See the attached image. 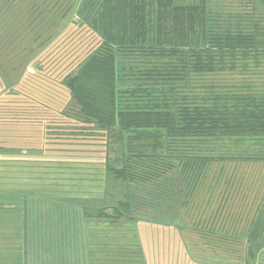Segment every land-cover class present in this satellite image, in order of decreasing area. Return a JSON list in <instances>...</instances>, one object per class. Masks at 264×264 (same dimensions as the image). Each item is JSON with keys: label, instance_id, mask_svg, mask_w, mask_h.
<instances>
[{"label": "trees", "instance_id": "obj_1", "mask_svg": "<svg viewBox=\"0 0 264 264\" xmlns=\"http://www.w3.org/2000/svg\"><path fill=\"white\" fill-rule=\"evenodd\" d=\"M215 1L81 0L78 23L98 45L62 79L70 94L62 113L82 137L105 136V185L123 191L96 218L179 227L174 189L188 188L215 162H264V154L217 150L226 140L264 145V90L219 80L264 65V0H248L244 14ZM231 232L220 239L243 255L229 264H264V200L245 231ZM23 250L20 264H28Z\"/></svg>", "mask_w": 264, "mask_h": 264}, {"label": "rangeland", "instance_id": "obj_2", "mask_svg": "<svg viewBox=\"0 0 264 264\" xmlns=\"http://www.w3.org/2000/svg\"><path fill=\"white\" fill-rule=\"evenodd\" d=\"M71 1L0 0V95L5 96V101L0 102V144L5 149L11 148L12 141L22 150L36 154L44 142L53 140L105 143L103 134L82 137L78 133L79 123L61 113L70 101L62 79L76 70L98 45L96 35L78 23L77 11L81 0L76 4L74 0L75 5L60 18ZM248 2L216 0L214 5L226 13L244 14L251 11ZM219 80L226 85L253 82L264 90V65L249 73L222 75ZM18 93L21 96L19 103ZM46 108L58 112V117H48ZM217 150L223 155L264 154V145L250 140L239 144L226 140ZM201 183L189 205L194 213L184 215L181 223L176 221L178 226L181 225L180 229L164 230L151 221L148 233L140 229L142 240L148 243V264H221L222 259L229 264L243 255V249L235 251L240 248L239 244L222 241L215 232L229 230L239 235L248 228L264 200V163L215 162L206 169ZM50 184L57 189L60 183ZM112 191L115 201L123 193L115 187ZM218 207L221 208L219 213ZM182 224L188 227L182 228ZM195 226H198L196 230ZM203 228L208 234L214 231V235L205 237L201 232ZM132 238L129 241H134ZM217 244H221V248L212 250L211 245ZM23 247H0V254L5 257V262L20 264Z\"/></svg>", "mask_w": 264, "mask_h": 264}, {"label": "crops", "instance_id": "obj_3", "mask_svg": "<svg viewBox=\"0 0 264 264\" xmlns=\"http://www.w3.org/2000/svg\"><path fill=\"white\" fill-rule=\"evenodd\" d=\"M20 98L18 93V103ZM3 101L5 96L0 95ZM45 110L48 117H58V112ZM11 144L10 149L0 144V247L26 246L28 264L149 263L148 243L140 236V229L150 231L149 221L95 217L97 208L116 203L112 189L105 185V143L53 140L44 142L38 154L22 150L14 141ZM203 179L205 174L188 188L174 189L173 212L194 213L189 205ZM55 181L60 183L57 189L50 184ZM157 225L164 230L177 227ZM226 232L218 230L216 236L220 239ZM132 237L134 241H129ZM5 261L0 254V264Z\"/></svg>", "mask_w": 264, "mask_h": 264}]
</instances>
